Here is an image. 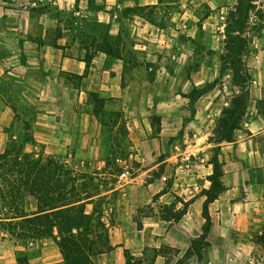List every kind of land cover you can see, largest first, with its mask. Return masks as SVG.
I'll list each match as a JSON object with an SVG mask.
<instances>
[{
    "label": "crops",
    "instance_id": "0c3cea01",
    "mask_svg": "<svg viewBox=\"0 0 264 264\" xmlns=\"http://www.w3.org/2000/svg\"><path fill=\"white\" fill-rule=\"evenodd\" d=\"M191 2L0 0V150L10 137H18V123L28 122L49 153L72 149L76 157L96 158L115 150L124 120L138 164L125 205L136 209L130 213L122 205L123 218L112 231L119 240L95 256L97 264H126V250L140 256L146 248L166 247L177 250L175 258L169 262L162 252L154 264H176L203 233L217 146L223 188L209 203V245L202 262L193 255L185 264H211L223 251L235 261L242 257L264 264L259 241L264 230V20L250 34L246 112L231 140L216 143L210 138L233 95L221 83L222 67L209 61L211 55L193 57L187 48L197 38L186 33L192 25L186 17ZM175 9L182 11L179 19ZM176 26L183 29L176 32ZM224 37L210 29L198 43L203 52H221ZM193 61L198 64L192 66ZM227 76L232 89V75ZM217 78L191 104L187 95ZM183 202L190 204L181 219L162 218L165 206L176 203L177 211ZM149 204L152 210L135 219L138 209ZM4 246L0 264H18L19 245ZM48 251L43 246L37 260L47 264ZM257 252L258 258L251 256Z\"/></svg>",
    "mask_w": 264,
    "mask_h": 264
},
{
    "label": "trees",
    "instance_id": "16d2710c",
    "mask_svg": "<svg viewBox=\"0 0 264 264\" xmlns=\"http://www.w3.org/2000/svg\"><path fill=\"white\" fill-rule=\"evenodd\" d=\"M258 3L259 0H238L227 17L221 77L230 73L238 92L233 94L232 106L223 110L210 138L216 143L231 140L233 131L240 125L247 109L251 80L247 57L250 51V30L254 21L252 11ZM257 16L263 18L261 14ZM219 80L217 78L188 94L191 104L211 90ZM91 97L104 102L97 94L93 93ZM30 128L27 122L26 129ZM13 143L10 141L0 151V229L8 233V236L1 235V239L8 238L16 245H24L30 240L52 238L66 264H97L95 256L112 250L114 245L109 222L101 216L97 195L92 193L93 189H98L95 178L86 175L80 181L79 176L55 157H44L43 154L35 157L33 152H25L21 146ZM27 143L35 144L33 135H29ZM219 148H215L216 155L213 159V185L206 191L208 198L204 204L206 223L203 225V233L193 239L190 249L177 264H184L194 254L202 259L203 249L209 245L208 235L212 226L209 203L218 197L223 188ZM29 196L34 198V203L28 204ZM183 203L184 207L177 211H174L176 203L165 206L167 213L163 212L162 218L172 221L181 219L190 202ZM89 205H92L91 211L88 210ZM259 241L264 246V230ZM160 253L161 250L153 249L152 257L148 258L149 264H154ZM126 256L129 258L128 250ZM17 260L21 264V258L18 257Z\"/></svg>",
    "mask_w": 264,
    "mask_h": 264
},
{
    "label": "rangeland",
    "instance_id": "374dc122",
    "mask_svg": "<svg viewBox=\"0 0 264 264\" xmlns=\"http://www.w3.org/2000/svg\"><path fill=\"white\" fill-rule=\"evenodd\" d=\"M237 0H192L190 9L186 10V17H190L192 21V25L186 27V33L190 32L193 35H196L197 38H191V43H188V50L191 52V55L194 57L195 53L202 54L203 57H207L211 55L212 58L208 57L215 65L223 66V62L221 60L222 55H224V48L221 52H217L215 50L202 51V44L198 43V36H203L206 30L212 29L215 34H223L226 26L227 17L229 15V11L235 6ZM178 8V4L175 5ZM264 0H259L257 7L252 11L254 16V21L252 22V28L250 30V34L257 30L264 20ZM189 8V7H188ZM151 12H155V10H151ZM158 12H162V10H158ZM174 17L179 19L182 17L179 12H182L181 9L178 11L175 9L173 11ZM257 14L263 15V18L260 19ZM205 21L206 24H205ZM206 25V26H204ZM183 28L176 26V32L181 31ZM222 31V32H221ZM183 33V32H182ZM223 39V38H221ZM225 39V37H224ZM223 39V40H224ZM200 45V46H198ZM177 50L179 49V44L176 45ZM201 57V56H200ZM198 63L193 61L191 63L192 66L197 65ZM132 76V75H131ZM221 83H226L228 85L227 93L233 95L238 92L237 87H233L232 89L229 87L230 78L226 75L221 77ZM233 82V80H232ZM124 122V120L122 119ZM122 122L120 126V130L122 135L117 136L116 146L113 152L98 156L96 158H85V157H76V153L71 149L66 154H54L49 153L46 150V147L43 143L36 141L35 144L31 145V143H27V139L29 135H33L30 130L26 129V125L21 122L15 128V134L18 137H10L9 142H14L13 144L19 145L23 148L25 152H33L35 157H39V155L43 154L44 157L53 156L59 161L63 162L69 169L72 170L74 174L79 176L80 181H82L86 175L93 176L95 178V183L98 185V189H93L92 193L97 195V204L100 209V214L104 218L106 222H109L110 235L112 236L113 242H117L119 240L118 235L115 232V225H118V221L123 218V214L126 209H129L130 213L133 212L136 208L135 206H126L125 202L128 197L126 193H129L130 187H128L129 183L132 184V178L137 173L138 164L136 160L131 157V153L133 150L131 148V144L127 141V137L125 136V124ZM124 136V137H123ZM34 137V136H33ZM9 142L7 146L9 145ZM6 146V147H7ZM6 147H4L3 151ZM127 172L125 176L122 174ZM134 198V196H132ZM131 198V199H133ZM28 204L34 203L35 200L33 197H28ZM124 202V204H123ZM27 204V205H28ZM124 205V209L122 208ZM29 206V205H28ZM88 210H92V205L88 206ZM151 205H146L138 209L137 214H135V219H140L142 213H149L151 211ZM164 213H167L164 208ZM204 225L206 223V218L204 217ZM8 233L4 229H0V245L14 243V241L10 239H1V235ZM46 246L49 250V258L52 259L51 264H59V261H56L55 252L52 251V247H54V251L56 249L58 256L63 264H66L62 254L55 248V244L52 238H44L42 240L32 241L30 240L28 243H24V245H19L17 248V253L21 258V264H44V260H37L38 256L41 254L42 247ZM127 251V250H126ZM126 264L127 262L133 264H149L148 258L152 257L153 249L146 248L143 255L135 256L129 252V258L126 256ZM165 253L167 257V261L171 262L172 259L175 258L177 251L172 249L163 248L161 249V253ZM259 253L257 255L251 254L252 257H259ZM264 254V253H263ZM197 257L196 254H194ZM193 256V255H192ZM191 256V257H192ZM131 257V258H130ZM246 257V256H245ZM264 257V256H263ZM182 258V257H181ZM179 258V259H181ZM190 258V257H189ZM199 258V262L203 261ZM49 259V260H50ZM178 259V260H179ZM48 260V262H49ZM187 260V259H186ZM184 261V264L186 262ZM47 262V264H49ZM178 262V261H177ZM176 262V264H177ZM196 264V263H195ZM211 264H249L246 258H242L239 261H235L231 258V253L229 251H223L221 259H217V261ZM253 264V263H252Z\"/></svg>",
    "mask_w": 264,
    "mask_h": 264
},
{
    "label": "built area",
    "instance_id": "2783aa9c",
    "mask_svg": "<svg viewBox=\"0 0 264 264\" xmlns=\"http://www.w3.org/2000/svg\"><path fill=\"white\" fill-rule=\"evenodd\" d=\"M127 174V172H124L122 175L125 176Z\"/></svg>",
    "mask_w": 264,
    "mask_h": 264
}]
</instances>
